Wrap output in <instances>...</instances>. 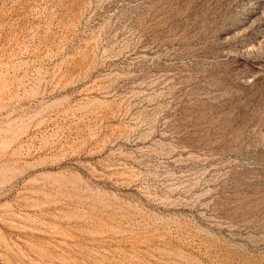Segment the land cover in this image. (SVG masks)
I'll use <instances>...</instances> for the list:
<instances>
[{
  "label": "rangeland",
  "instance_id": "obj_1",
  "mask_svg": "<svg viewBox=\"0 0 264 264\" xmlns=\"http://www.w3.org/2000/svg\"><path fill=\"white\" fill-rule=\"evenodd\" d=\"M0 264H264V0H0Z\"/></svg>",
  "mask_w": 264,
  "mask_h": 264
}]
</instances>
